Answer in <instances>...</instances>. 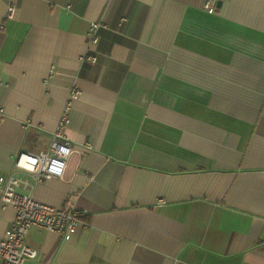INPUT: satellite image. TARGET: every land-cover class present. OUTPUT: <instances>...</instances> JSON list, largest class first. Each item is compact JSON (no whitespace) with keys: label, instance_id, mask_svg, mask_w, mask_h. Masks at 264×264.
Returning a JSON list of instances; mask_svg holds the SVG:
<instances>
[{"label":"crops","instance_id":"1","mask_svg":"<svg viewBox=\"0 0 264 264\" xmlns=\"http://www.w3.org/2000/svg\"><path fill=\"white\" fill-rule=\"evenodd\" d=\"M208 1L0 0V176L88 224L33 229L26 264H264V0ZM74 87L75 151L35 185L15 160ZM15 219L0 193V240Z\"/></svg>","mask_w":264,"mask_h":264},{"label":"built area","instance_id":"2","mask_svg":"<svg viewBox=\"0 0 264 264\" xmlns=\"http://www.w3.org/2000/svg\"><path fill=\"white\" fill-rule=\"evenodd\" d=\"M216 0H209L207 7L214 10ZM16 7L11 6L7 18L11 19ZM102 24L94 22L88 34L90 45L99 43V32ZM97 55L90 53L82 57L83 63L96 64ZM51 69V76L54 74ZM82 94V91L74 87L66 102L58 126L53 134L49 148L41 153H19L15 160V167L19 171L30 175L35 185L47 183L54 179H63L68 163L75 151L73 142L67 136L66 130L71 120L72 104ZM30 184L23 178L15 176H0L1 203L4 207H13L16 211V219L12 227L0 240V264H26L29 260H35L39 256L38 250L30 247L27 239L33 229H44L61 235L75 233L80 226L88 227L81 219V213L72 208H55L34 200L24 193Z\"/></svg>","mask_w":264,"mask_h":264}]
</instances>
